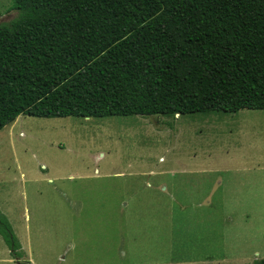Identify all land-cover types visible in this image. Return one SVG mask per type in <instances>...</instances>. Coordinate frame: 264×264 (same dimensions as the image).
<instances>
[{"label":"rangeland","instance_id":"rangeland-1","mask_svg":"<svg viewBox=\"0 0 264 264\" xmlns=\"http://www.w3.org/2000/svg\"><path fill=\"white\" fill-rule=\"evenodd\" d=\"M18 13L12 0H0V25ZM257 156L264 157V110L101 119L20 114L0 129V214L36 264L254 262L261 258L252 257L253 240L239 227L249 223L244 213L263 217L264 205H250L227 172L182 171L207 169V162L227 171L229 160ZM171 184H186L191 195L178 185L170 197ZM0 264H16L1 236Z\"/></svg>","mask_w":264,"mask_h":264},{"label":"trees","instance_id":"trees-1","mask_svg":"<svg viewBox=\"0 0 264 264\" xmlns=\"http://www.w3.org/2000/svg\"><path fill=\"white\" fill-rule=\"evenodd\" d=\"M12 1L17 18L0 25V129L20 114L264 110V0ZM0 236L30 264L1 214Z\"/></svg>","mask_w":264,"mask_h":264},{"label":"crops","instance_id":"crops-1","mask_svg":"<svg viewBox=\"0 0 264 264\" xmlns=\"http://www.w3.org/2000/svg\"><path fill=\"white\" fill-rule=\"evenodd\" d=\"M15 121H13V122H15ZM227 165H228L227 171H223V170H219V169H214V167H213V166H220V164H210L207 162V166H208L207 169H205L206 167H203L202 165H200V166L196 167V169H194V170H183L182 172L183 173L185 172L186 174H208V175H210V173L213 171L227 172L229 174V178L231 180L229 182V185L231 186V188L235 186V182H236V180H238L239 184H237V187H242L244 189V193L248 197V203L250 202V205L252 203V200H254V203L259 202L260 205H264V157L263 156H257V157H253V158L249 157V158H244V159H234L233 158L232 160L228 161ZM216 168H218V167H216ZM178 185L179 184H174V185L171 184L169 186L170 190H171V192H169L170 197H172V189L174 187L177 188ZM179 186H180V188H178L179 190H182L184 193H188L189 195H191L190 190L188 189L186 184H181ZM200 187H201V185L198 184L197 189ZM158 188L161 191L165 190V191H163L164 193H167L169 191L167 185L165 186V185L160 184V186ZM156 189H157V187H156ZM206 190H207V185H206L205 191ZM205 203L208 204L209 202L206 201ZM250 214L252 216H250L249 213L242 214L241 218L244 216L245 217L248 216L249 223L243 227H239L240 233L243 232V234L246 237H250V239L253 240L252 243L248 244V246H249L248 251L252 252V257H259L261 259H264V215L262 217L261 212L259 210H258V212L255 210V213L251 212ZM263 214H264V209H263ZM168 215H171L170 207H169V214ZM167 218H168V216H167ZM167 218H165L163 216V219H162L163 224L166 223ZM237 219H238V217H237ZM236 227H237V224H235V226L230 225L231 229L234 228L231 231V235L233 237L236 233V230H235ZM199 230L201 232L204 230L210 231L209 229H204V228H199ZM211 232L216 234V228L211 229ZM20 244H21L22 250L25 254V259H27L30 262V264H36L34 262L33 256H31V255L28 256L27 253L25 252L24 244L21 242H20ZM242 250H245V249H242ZM237 253H240V251H238ZM121 254H123V252H121ZM238 257H242V256H238ZM119 259L124 260L125 257H119ZM12 260L13 259L11 258V262H12ZM211 261L214 262L213 260H210L209 262H211ZM250 261L251 260H249L248 262H244L243 264H248V263L252 264L253 262H250Z\"/></svg>","mask_w":264,"mask_h":264},{"label":"water","instance_id":"water-1","mask_svg":"<svg viewBox=\"0 0 264 264\" xmlns=\"http://www.w3.org/2000/svg\"><path fill=\"white\" fill-rule=\"evenodd\" d=\"M178 115H176V117H177Z\"/></svg>","mask_w":264,"mask_h":264}]
</instances>
